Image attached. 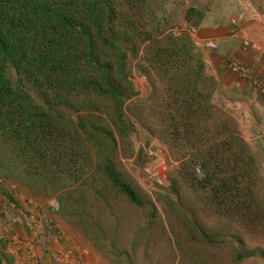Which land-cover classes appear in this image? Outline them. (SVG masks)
I'll return each instance as SVG.
<instances>
[{
	"label": "trees",
	"instance_id": "1",
	"mask_svg": "<svg viewBox=\"0 0 264 264\" xmlns=\"http://www.w3.org/2000/svg\"><path fill=\"white\" fill-rule=\"evenodd\" d=\"M161 8L158 0H0V176L70 199L63 210L72 217L83 205L71 198L77 192L110 212L121 200L142 208L114 164L119 141L135 131L126 114L137 94L132 57L168 145L189 155L183 179L200 164L204 178L194 181L206 203L252 227L261 215L252 161L215 100L219 83L200 48L167 28ZM111 221L118 227L120 218Z\"/></svg>",
	"mask_w": 264,
	"mask_h": 264
},
{
	"label": "rangeland",
	"instance_id": "2",
	"mask_svg": "<svg viewBox=\"0 0 264 264\" xmlns=\"http://www.w3.org/2000/svg\"><path fill=\"white\" fill-rule=\"evenodd\" d=\"M158 3L162 7L159 19L167 28L192 40L208 18L232 24L264 16V0ZM196 19L198 25L193 28L191 23ZM197 45L208 67L206 47ZM130 69L137 94L127 102L126 114L135 131L129 139L119 141L114 164L121 178L138 193L143 207L121 200L110 212L88 192H77L71 198L83 205L72 217L73 210H63V205L71 204L70 199L60 202L57 195L46 194L40 184L30 188L11 176H0V264H31L33 256L40 264L45 258L46 264H264V96L251 89L248 97L247 92H238V87L219 88L215 94L224 117L232 123L231 131L252 161L250 170L261 215L249 227L233 216L222 218L218 209L206 203L194 181L204 178L200 164L191 162L194 172L188 174V180L186 176L183 179L182 167L189 155L185 156V150L173 153L168 145L150 108V81L137 72L132 57ZM8 76L18 82L14 70H9ZM30 93L43 103L34 91ZM59 112L74 121L77 118L68 110ZM63 192L67 191L60 194ZM118 217L117 227L110 222ZM54 255L62 256V261H51Z\"/></svg>",
	"mask_w": 264,
	"mask_h": 264
},
{
	"label": "crops",
	"instance_id": "3",
	"mask_svg": "<svg viewBox=\"0 0 264 264\" xmlns=\"http://www.w3.org/2000/svg\"><path fill=\"white\" fill-rule=\"evenodd\" d=\"M193 37L196 43L206 47L205 60L208 69L211 68L210 72L219 83V88L237 89L236 87H238V92L241 91L240 93L243 95H246L247 92L250 97L249 90L252 88L248 83L230 74L222 64V59L234 57L245 61L264 78V16L257 19L246 18V20L238 21L236 25H232L230 22L219 23L217 20L208 18L194 32ZM246 42L250 43L254 49H246L244 47ZM210 46L216 47V50L211 49ZM58 259L57 263H60L62 256L54 255L51 261ZM43 263H47L46 258Z\"/></svg>",
	"mask_w": 264,
	"mask_h": 264
},
{
	"label": "built area",
	"instance_id": "4",
	"mask_svg": "<svg viewBox=\"0 0 264 264\" xmlns=\"http://www.w3.org/2000/svg\"><path fill=\"white\" fill-rule=\"evenodd\" d=\"M232 23L234 24L235 21ZM211 48L216 47L211 46ZM245 48L254 49L249 43H245ZM224 63L226 68L234 76L248 83L253 89L264 96V78L260 74H257L250 64L236 58H228ZM31 264H40V262L35 256H33Z\"/></svg>",
	"mask_w": 264,
	"mask_h": 264
},
{
	"label": "clouds",
	"instance_id": "5",
	"mask_svg": "<svg viewBox=\"0 0 264 264\" xmlns=\"http://www.w3.org/2000/svg\"><path fill=\"white\" fill-rule=\"evenodd\" d=\"M233 22V21H232ZM231 22V23H232ZM238 22L236 21L234 24L232 23V25H236ZM246 43H248V42H246ZM250 44V43H249ZM251 45V44H250ZM252 46V45H251ZM244 47H245V44H244ZM253 47V46H252ZM210 48H211V46H210ZM211 49H213V50H216L215 48H211ZM228 58H234V57H227V58H224V59H222V64L224 65V67L226 68V66H225V60H227ZM237 59V58H236ZM245 62V61H244ZM249 64V63H248ZM252 67V66H251ZM226 70L230 73V74H232L227 68H226ZM233 75V74H232ZM261 75V74H260ZM236 77V76H235ZM237 78V77H236ZM239 79V78H238ZM240 80V79H239ZM242 81V80H241ZM249 85V84H248ZM250 86V85H249ZM251 87V86H250ZM252 88V87H251ZM253 89V88H252ZM253 91H255L256 93H258L255 89H253ZM258 94H260V93H258ZM261 95V94H260ZM262 96V95H261ZM58 206H59V204H58Z\"/></svg>",
	"mask_w": 264,
	"mask_h": 264
}]
</instances>
